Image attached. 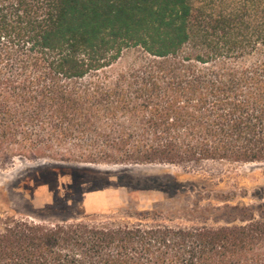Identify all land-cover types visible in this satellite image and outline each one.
<instances>
[{"label": "trees", "instance_id": "obj_1", "mask_svg": "<svg viewBox=\"0 0 264 264\" xmlns=\"http://www.w3.org/2000/svg\"><path fill=\"white\" fill-rule=\"evenodd\" d=\"M16 160L264 162V0H0V168ZM219 210L3 213L0 264H264V205Z\"/></svg>", "mask_w": 264, "mask_h": 264}, {"label": "rangeland", "instance_id": "obj_2", "mask_svg": "<svg viewBox=\"0 0 264 264\" xmlns=\"http://www.w3.org/2000/svg\"><path fill=\"white\" fill-rule=\"evenodd\" d=\"M226 204L264 205V162L123 166L16 160L0 168V214L43 222L156 211L175 223L217 227L233 220L219 210Z\"/></svg>", "mask_w": 264, "mask_h": 264}, {"label": "bare ground", "instance_id": "obj_3", "mask_svg": "<svg viewBox=\"0 0 264 264\" xmlns=\"http://www.w3.org/2000/svg\"><path fill=\"white\" fill-rule=\"evenodd\" d=\"M149 169H150V168H149ZM149 169H148V170H149ZM138 170H140V169H138ZM145 170H147V169H145Z\"/></svg>", "mask_w": 264, "mask_h": 264}]
</instances>
